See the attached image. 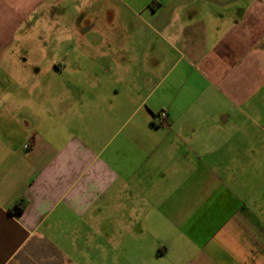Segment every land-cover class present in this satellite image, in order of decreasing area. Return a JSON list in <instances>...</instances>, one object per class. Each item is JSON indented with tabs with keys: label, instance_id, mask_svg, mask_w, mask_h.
I'll list each match as a JSON object with an SVG mask.
<instances>
[{
	"label": "crops",
	"instance_id": "crops-1",
	"mask_svg": "<svg viewBox=\"0 0 264 264\" xmlns=\"http://www.w3.org/2000/svg\"><path fill=\"white\" fill-rule=\"evenodd\" d=\"M110 3L136 9L0 0L3 62L33 37L43 53L52 39L74 53L116 18L123 38L150 44L125 50L148 81H58L54 94L53 83L39 94L40 84L32 93L28 81H6L0 264H264V203L240 190L249 159L231 141L246 131L239 115L264 102V0L149 1L136 10L147 31L129 29ZM26 55L23 69L40 67Z\"/></svg>",
	"mask_w": 264,
	"mask_h": 264
},
{
	"label": "rangeland",
	"instance_id": "rangeland-1",
	"mask_svg": "<svg viewBox=\"0 0 264 264\" xmlns=\"http://www.w3.org/2000/svg\"><path fill=\"white\" fill-rule=\"evenodd\" d=\"M127 1L132 3L136 9H130L122 4L115 5L113 3H110L109 7L117 17L119 15L125 16L130 21L127 23L129 29L134 31L137 29H134V25L138 26L141 24V27L147 31V28L142 24L143 21L139 18V12L136 10L141 8L142 4L153 0ZM66 23L69 24L68 21ZM96 29L99 31L89 33L88 37L83 38V42L78 39L76 42L77 49L74 53L71 52L72 44L70 42L64 43L62 50H59V48L55 49L54 39H52V42L49 44V52L43 53L39 49L38 38L33 37L29 41H23L21 45L15 47L12 61L3 62L0 60V90L4 94L3 89L6 87V81H28L27 89L32 93L40 84L41 92L39 94H43L42 88L44 85L47 86L53 83L51 89L52 94H54V84L58 81V83H67L71 81L149 80L148 74L140 70L137 63H131L128 59V61L125 60L128 57L125 50L134 53L135 50L141 52L145 49L148 53L150 44L147 45V41L144 40L142 43L132 42L126 37L123 38L118 18L113 22L99 23ZM88 38L93 42L92 49L86 43V39ZM65 46L67 48H64ZM27 51H29V55H26V57L40 64V67L26 66V68H22V58L24 57V52ZM62 60L63 65L60 72L52 69L53 63L57 61L61 62ZM16 88L20 89L16 94L25 98L26 92H23L22 87ZM163 112L168 117L167 112ZM247 112L249 116H246V113H244V116L239 115L236 120L237 126L245 127V133L234 135V138L231 140L232 144L237 147L240 145L239 147L243 148V150L239 151V158L249 159L248 165L239 167V175L242 178H246L247 181L239 182L238 186L241 191H247L248 189L249 193L253 194L255 201L264 203V102L255 101L252 103V109H248ZM160 114L158 117L161 119ZM208 121L204 119V125H210L207 123ZM229 136L222 134L217 139H220L224 143L229 140L227 139ZM210 137V135H205L208 142H210ZM213 138L214 135L211 139L212 142H214ZM231 152V150L224 151V157H228Z\"/></svg>",
	"mask_w": 264,
	"mask_h": 264
},
{
	"label": "trees",
	"instance_id": "trees-1",
	"mask_svg": "<svg viewBox=\"0 0 264 264\" xmlns=\"http://www.w3.org/2000/svg\"><path fill=\"white\" fill-rule=\"evenodd\" d=\"M25 203H21L20 205H18L15 210H16V213H22L24 210H25Z\"/></svg>",
	"mask_w": 264,
	"mask_h": 264
},
{
	"label": "built area",
	"instance_id": "built-area-1",
	"mask_svg": "<svg viewBox=\"0 0 264 264\" xmlns=\"http://www.w3.org/2000/svg\"><path fill=\"white\" fill-rule=\"evenodd\" d=\"M160 117H161V119H163V120L165 121L167 116H166V114L163 112V113L160 114Z\"/></svg>",
	"mask_w": 264,
	"mask_h": 264
}]
</instances>
